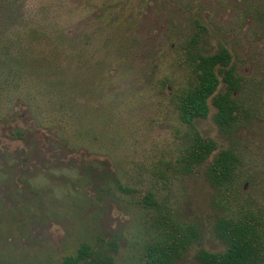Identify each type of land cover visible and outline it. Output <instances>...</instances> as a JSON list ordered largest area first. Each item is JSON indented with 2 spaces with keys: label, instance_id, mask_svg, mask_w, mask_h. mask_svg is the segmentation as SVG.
<instances>
[{
  "label": "rangeland",
  "instance_id": "rangeland-1",
  "mask_svg": "<svg viewBox=\"0 0 264 264\" xmlns=\"http://www.w3.org/2000/svg\"><path fill=\"white\" fill-rule=\"evenodd\" d=\"M249 4L0 0V264H64L84 243L144 264L168 216L196 228L178 264H198L200 250H226L219 217L264 218V29L245 16ZM197 23L204 50L232 55L240 114L222 132L210 103L195 127L218 151L184 175L189 129L172 98L191 78ZM227 149L240 164L234 186L218 190L206 170ZM149 193L157 205L146 208Z\"/></svg>",
  "mask_w": 264,
  "mask_h": 264
},
{
  "label": "trees",
  "instance_id": "trees-1",
  "mask_svg": "<svg viewBox=\"0 0 264 264\" xmlns=\"http://www.w3.org/2000/svg\"><path fill=\"white\" fill-rule=\"evenodd\" d=\"M245 10L264 29V2L250 0ZM197 31L186 44L185 63L191 78L185 87L178 90L172 101L179 119L188 131L187 145L182 149L177 166L181 174H191L206 164L218 151V144L204 137L195 127L198 120L207 119L210 103L217 110L214 121L220 131L230 133L239 122L240 106L234 94L241 92L242 80L232 65L230 51L221 47L214 54L201 47L202 34L206 28L197 23ZM225 90L219 91L221 84ZM240 157L233 149L217 153L208 165L206 174L218 190L234 186ZM146 208L157 205L153 193L144 198ZM237 214V213H236ZM221 216L215 223L216 236L226 245L223 252L200 250L198 264H264V218L254 213ZM158 232L145 247L144 264H178L184 252L199 239L195 227L182 225L171 217L157 224ZM117 248L84 243L75 256L66 257L64 264H117Z\"/></svg>",
  "mask_w": 264,
  "mask_h": 264
}]
</instances>
